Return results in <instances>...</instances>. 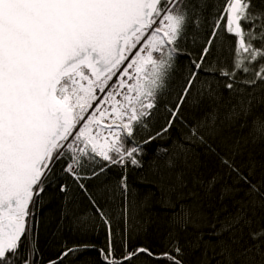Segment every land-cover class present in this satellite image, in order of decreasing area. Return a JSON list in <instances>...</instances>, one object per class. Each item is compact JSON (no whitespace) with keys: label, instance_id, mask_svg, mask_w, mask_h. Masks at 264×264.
<instances>
[{"label":"snow or ice","instance_id":"obj_1","mask_svg":"<svg viewBox=\"0 0 264 264\" xmlns=\"http://www.w3.org/2000/svg\"><path fill=\"white\" fill-rule=\"evenodd\" d=\"M88 251L264 264V0H0V264Z\"/></svg>","mask_w":264,"mask_h":264},{"label":"trees","instance_id":"obj_2","mask_svg":"<svg viewBox=\"0 0 264 264\" xmlns=\"http://www.w3.org/2000/svg\"><path fill=\"white\" fill-rule=\"evenodd\" d=\"M240 163L241 161L238 159L237 161ZM55 205V202H54ZM157 211H164L162 209H159L157 207ZM159 222L153 223L149 225L147 232L141 233L139 237L133 239V246H139V245H147L151 246L152 248L156 249L157 251L162 250V243L164 236L166 234V228L163 227V225H159V230H157ZM52 229L49 228L48 230H44L42 228L41 230V245L43 247V250L47 257H55L59 248L60 243L57 241H54L50 235ZM66 238L68 239L69 243H74L78 240V237L72 235V234H66ZM103 234L99 236V242L103 243ZM97 259V254L94 251H88L81 255L80 260L77 261V264H85V261H93ZM139 264V262H137Z\"/></svg>","mask_w":264,"mask_h":264}]
</instances>
